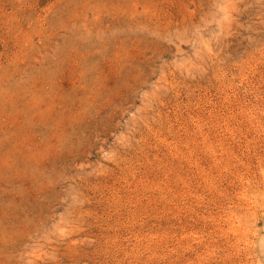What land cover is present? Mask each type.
Returning <instances> with one entry per match:
<instances>
[{
    "label": "rangeland",
    "instance_id": "obj_1",
    "mask_svg": "<svg viewBox=\"0 0 264 264\" xmlns=\"http://www.w3.org/2000/svg\"><path fill=\"white\" fill-rule=\"evenodd\" d=\"M0 264H264V0H0Z\"/></svg>",
    "mask_w": 264,
    "mask_h": 264
}]
</instances>
